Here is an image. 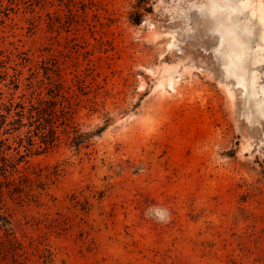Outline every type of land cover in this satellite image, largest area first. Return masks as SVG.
Returning a JSON list of instances; mask_svg holds the SVG:
<instances>
[{
	"label": "rangeland",
	"instance_id": "obj_1",
	"mask_svg": "<svg viewBox=\"0 0 264 264\" xmlns=\"http://www.w3.org/2000/svg\"><path fill=\"white\" fill-rule=\"evenodd\" d=\"M0 53L56 135L0 132V264H264V0H0Z\"/></svg>",
	"mask_w": 264,
	"mask_h": 264
},
{
	"label": "trees",
	"instance_id": "obj_2",
	"mask_svg": "<svg viewBox=\"0 0 264 264\" xmlns=\"http://www.w3.org/2000/svg\"><path fill=\"white\" fill-rule=\"evenodd\" d=\"M144 10L147 11L149 9H144ZM134 22L139 23L140 21L139 19H137ZM0 64H2V67L6 68L5 60L3 59L2 53H0ZM17 88L18 86L16 85V87L15 86L13 87V90H16ZM4 107H5V109H3L4 113L0 111V132H2L3 134H8L9 133L8 129H6L7 125L11 126V132H15V131L19 132L21 128L24 126L23 119L25 118L24 112L26 111L28 114L26 116V119L29 120L28 126L31 125L32 119L34 120L36 119L38 123L37 127H35L36 132L33 133L34 135H31L30 138L28 139L29 142L30 143L33 142L32 137H36L38 140L39 147H41L42 150H48L52 146H54L55 141H56L55 139L56 135L54 131L52 130V128L50 127V121H47L46 119H44V116L49 114L52 110L51 102H49V104H47L46 107H43V108H42L41 103L38 104V107L32 104L28 108H26L20 103L13 105L11 102L9 103V106L4 105ZM16 109L18 110L21 109L22 111L19 112V111H16ZM13 111H14V115L12 116ZM8 117H13V118L15 117V119H13L12 122L11 121L7 122L6 120ZM13 122L16 124V126H13ZM75 139H77V137ZM21 146H24V150L27 151L26 155L31 154L29 153L28 151L29 149L25 145H21ZM3 152H4V149L0 150V154H3ZM6 166L7 165L5 163H3L2 167L0 166V173L1 171H3L4 173L6 172Z\"/></svg>",
	"mask_w": 264,
	"mask_h": 264
}]
</instances>
